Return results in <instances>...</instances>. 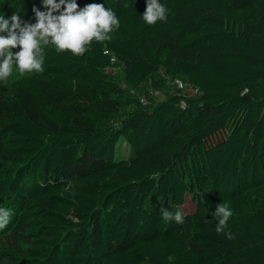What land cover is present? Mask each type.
Returning <instances> with one entry per match:
<instances>
[{"label":"trees","instance_id":"1","mask_svg":"<svg viewBox=\"0 0 264 264\" xmlns=\"http://www.w3.org/2000/svg\"><path fill=\"white\" fill-rule=\"evenodd\" d=\"M76 2L115 13L110 39L0 81V264H264V0H160L153 25L147 0Z\"/></svg>","mask_w":264,"mask_h":264},{"label":"clouds","instance_id":"2","mask_svg":"<svg viewBox=\"0 0 264 264\" xmlns=\"http://www.w3.org/2000/svg\"><path fill=\"white\" fill-rule=\"evenodd\" d=\"M45 11L34 9L36 22H22L19 15L10 19L0 16V81L12 75L13 65L20 73H40L44 63V46L52 44L58 52L82 56L92 41L110 39L109 33L119 27L115 13L104 4L91 3L80 8L76 0H43ZM142 19L148 25L166 20V8L160 0H147ZM18 48L19 51L13 52ZM214 215L218 218L216 232L223 233L232 211L226 203L217 205ZM10 211L0 208V229L4 228ZM164 221L183 223V214L162 208ZM229 239L231 233L227 234Z\"/></svg>","mask_w":264,"mask_h":264},{"label":"built area","instance_id":"3","mask_svg":"<svg viewBox=\"0 0 264 264\" xmlns=\"http://www.w3.org/2000/svg\"><path fill=\"white\" fill-rule=\"evenodd\" d=\"M172 86L174 90L181 91L183 94H186L188 96H196L200 93L199 89L194 87L193 85H189L186 82L180 80V79H172ZM140 102L142 104H145V98L140 97Z\"/></svg>","mask_w":264,"mask_h":264},{"label":"rangeland","instance_id":"4","mask_svg":"<svg viewBox=\"0 0 264 264\" xmlns=\"http://www.w3.org/2000/svg\"><path fill=\"white\" fill-rule=\"evenodd\" d=\"M111 71L114 75H118V71L116 69H113ZM152 95H153V98L155 101H161L164 98V94L159 90L154 91V93ZM124 148H125V146H122V150ZM185 208L187 209V211H192L194 209V204L192 203L191 199L188 197H186Z\"/></svg>","mask_w":264,"mask_h":264}]
</instances>
